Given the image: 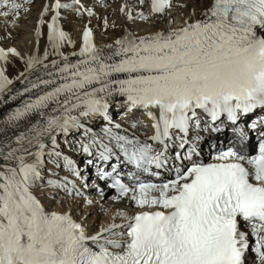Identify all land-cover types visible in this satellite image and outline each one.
I'll return each mask as SVG.
<instances>
[{
    "label": "snow or ice",
    "instance_id": "1",
    "mask_svg": "<svg viewBox=\"0 0 264 264\" xmlns=\"http://www.w3.org/2000/svg\"><path fill=\"white\" fill-rule=\"evenodd\" d=\"M30 2L0 0V14L16 17ZM148 2L150 14L160 17L172 7V0ZM196 2L201 5L198 16ZM74 5H79V14L80 0H56L51 6L55 15L47 38L58 59L46 63L47 49L43 57H21L26 68L16 79L24 77L21 82L28 86L17 95L33 90L40 94L9 112L5 123L32 115L39 119L28 130L35 135L17 136L21 146L10 148L0 164V264H246L250 235L255 238L251 250L264 264V116L240 124L242 117L264 109V0H194L179 27L172 28L169 20L165 29L139 36L126 31L103 46L94 43L85 26L79 50L66 54L62 47L73 42L58 26L57 10ZM47 11L45 5L37 37ZM131 12L126 13L130 20L148 19L144 12L137 17ZM10 56L20 53L0 48V94L13 83L6 74ZM41 70L35 80L25 75ZM114 103L125 109V118L139 114L140 121H148L145 127L150 125L152 135L141 139L122 130L110 114ZM89 121L99 123V133ZM140 121L131 127L137 129ZM229 125L238 142L257 132V144L249 151L241 143L239 150L215 152L209 162L197 159L199 132L220 133ZM74 131L82 137L76 141L77 151L92 157L95 150L103 162L122 156L137 170L129 185L121 182L116 165L112 172L98 168L100 180L112 179L108 187L117 192L113 199L129 200L136 211L117 212L91 234L70 211L46 208L36 193L48 188L81 195L66 176L50 178L61 161L79 176L74 161L56 150L57 136ZM24 140L29 147L23 146ZM172 147L179 149L175 160L181 161L173 168L174 178L162 183L140 180L141 174L160 176L155 170L168 165ZM47 164L53 168L46 179Z\"/></svg>",
    "mask_w": 264,
    "mask_h": 264
},
{
    "label": "bare ground",
    "instance_id": "2",
    "mask_svg": "<svg viewBox=\"0 0 264 264\" xmlns=\"http://www.w3.org/2000/svg\"><path fill=\"white\" fill-rule=\"evenodd\" d=\"M147 3L148 9L150 10V5ZM61 3H71V0H60ZM56 3V0H31L30 3L24 5V8L20 10L19 15L13 17L12 15L4 16L0 14V17L7 18L6 20L9 31L4 32L5 26L2 24L3 21H0V48H15L20 56H10V63L7 65L6 74L13 80L11 85L7 86V89L2 95V99H0V164L5 163L3 160V156L8 153L10 148H18L21 145L16 143L15 138L19 136L21 133H25L29 138L35 135L33 132H29L28 130L31 128L33 124L39 119L36 115L29 116L25 119H21L14 124L5 123V118L8 113L14 110L15 108L21 106V104L28 100L29 98H35L36 95L40 94V90H33L31 93H25L24 95H17V93L22 92L24 87L28 86L27 81L22 83L24 77H20V79H16L17 76L21 72H25L26 64L21 59L24 57L25 59L32 54H36L38 56L43 57L45 49L49 52L48 61L50 62L52 59H58L55 55H52V49L49 46L48 42V23L51 22L52 16L55 15V12L52 10V5ZM134 3V4H133ZM136 3V4H135ZM172 7L167 11L168 15L162 20L159 25L149 24V20L146 21V26L141 27V25H136L133 23L131 26V21H144L137 17L138 12H144L145 15H151L150 11L146 9V7L140 6L137 2H132L127 5H124L122 0H80V5H83V8L80 10V13L77 14L75 8L79 7V5H74L73 8L70 9H59L60 15L57 20L58 26L61 30L68 33L70 40L73 42L71 46L65 43L62 47L61 51L66 54H70L73 51H78L79 47L82 43V36L85 26H87L92 32V39L97 46H103L106 44L113 43L116 39L122 37L126 31L131 32L137 36L146 35L148 33L165 29L168 27V21L171 20V17L178 16L177 23L173 25L171 23L172 28L179 27L183 20L190 15L191 9L194 5V0H172ZM186 5L185 7H180L179 5ZM48 5V11L43 16V24H40V36H36V28L41 19V12L44 11V6ZM91 5V6H90ZM102 6V7H100ZM121 7H125V12H121ZM195 7L197 10V16L201 10V5L196 2ZM27 10L28 17L24 21L22 19H18L21 15L20 13ZM84 9H91L92 15L89 16ZM128 9H131L132 16L137 17L135 19H128L126 15ZM3 11V9H0ZM18 21V24L27 23V27L31 30L27 39L22 40L20 37V30L13 29V31H17L12 33L10 27L12 28L14 24ZM105 22H107V27L105 26ZM149 29L148 31H145ZM95 33H101V39H96ZM99 35V34H98ZM72 59H75L74 57ZM41 71H32L30 73L26 72L25 75L28 77V80H35L37 75H41ZM43 90V89H42ZM15 96V99H10V97ZM117 106L115 103L113 104L110 111L114 112ZM93 129H95L97 133L100 132L99 123L93 124L92 121L88 122ZM115 123V122H114ZM118 124H120L118 122ZM124 130V129H122ZM129 134L131 132L126 130ZM123 134V131L121 132ZM75 135V131L69 136L65 137L63 134H59L57 136V151L65 154V151L69 150L75 152L77 150V146L73 143H70ZM139 137L143 139V136ZM45 142L48 144V147L51 149V141L45 138ZM24 147H29L28 141H22ZM71 144V147H69ZM81 154L79 157H81ZM47 159V158H46ZM65 172L69 177H73V173L63 168V162L61 161V170ZM74 196V195H73ZM84 195L78 196L83 201L90 200L92 203L98 205L91 214V218L98 217L102 218V221L99 224V228L101 225L110 223L112 218L116 216L117 212L122 211L128 214L134 213L135 207L131 204V202L127 199H117L115 204L110 205L105 200H98L97 198H83ZM88 198V199H87ZM72 201V200H71ZM75 205V203H74ZM80 207V206H79ZM58 208V207H57ZM60 208V206H59ZM86 209V208H85ZM58 210V209H57ZM68 210V209H66ZM61 211V210H59ZM84 213V212H83ZM117 223L121 221L119 218L116 219ZM256 264H259L258 260Z\"/></svg>",
    "mask_w": 264,
    "mask_h": 264
},
{
    "label": "rangeland",
    "instance_id": "3",
    "mask_svg": "<svg viewBox=\"0 0 264 264\" xmlns=\"http://www.w3.org/2000/svg\"><path fill=\"white\" fill-rule=\"evenodd\" d=\"M82 1H85L86 2V0H82ZM173 5H175V3ZM100 7H102V6H100ZM146 9H147V7H146ZM20 14L21 15L19 16L18 19H22V20L25 21L27 19V17H28L27 16L28 15L27 10H25L24 12H22ZM167 15H168V13H167ZM171 19H172L173 25H175L177 23V19H179V18H178V16H174V17L172 16ZM148 20H149V24H154V25H159V23L162 21L160 19H159V21H155V20H153L152 18H150L148 16V19L147 20H144L141 23H139L137 21H133V23L135 24V26L136 25H141V27H145L147 25L146 24V21H148ZM1 21H3L2 24L5 26L4 32L9 31L8 25L5 22L6 20L3 19ZM24 24L25 25H23L22 23L21 24L20 23L18 24V21H16V23L14 24V26L12 28L10 27V30H11L12 33L17 32V31H13V29L14 30L15 29L20 30V33H21L20 34V37L22 38V40L27 39V37L29 36V33L31 31L29 29V27H27V23H24ZM148 30L149 29H146L145 31H148ZM100 34L101 33H95L94 34L95 37H96V39H101V35ZM114 120H116V118ZM93 131H96V130L93 129ZM48 168H53V165L52 164H47L46 165V167L44 169V175H45V178L46 179L49 178L48 177V173H47ZM60 170H61V167H60ZM60 170L59 169H56V168H53V171L56 173V175L55 176H52L50 178L51 179H60L61 177H63V174H62L63 169H62V171H60ZM49 191H51V189H48V188H44V189L37 188L36 189L37 195L41 198V200L43 201V203H44V205H45L46 208H48L50 210H57L58 209V210H63V211H70L71 214H72V216H73V218L76 219V220H78V221H80L81 223H83L90 233H93L97 229H99L100 222H98V220H95L94 218L91 219V215L88 212V211L91 210L89 208V206L85 207L86 210L84 211L85 208H82L81 206L78 207V203H77V201H74V198L71 201V198L72 197H69L68 199H66L64 196H59L58 199H49L47 197ZM56 191L60 192V194H63L59 190H56ZM74 197L78 198V196H74ZM81 201H83V200H81ZM74 203H75V205H74ZM59 206H60V208H59ZM97 206L98 205H96V207ZM76 207H78V208L75 209ZM66 209H68V210H66ZM73 210H76V211H73Z\"/></svg>",
    "mask_w": 264,
    "mask_h": 264
}]
</instances>
